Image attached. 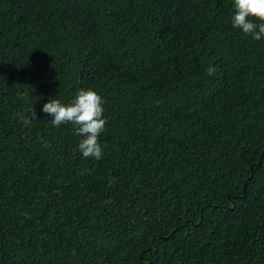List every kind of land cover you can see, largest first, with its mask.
<instances>
[{
  "label": "trees",
  "instance_id": "trees-1",
  "mask_svg": "<svg viewBox=\"0 0 264 264\" xmlns=\"http://www.w3.org/2000/svg\"><path fill=\"white\" fill-rule=\"evenodd\" d=\"M233 3L0 0V264H264V38ZM89 87L100 160L42 112Z\"/></svg>",
  "mask_w": 264,
  "mask_h": 264
},
{
  "label": "clouds",
  "instance_id": "clouds-1",
  "mask_svg": "<svg viewBox=\"0 0 264 264\" xmlns=\"http://www.w3.org/2000/svg\"><path fill=\"white\" fill-rule=\"evenodd\" d=\"M233 28L242 30L253 40L264 38V0H234ZM205 72L213 76L216 68L209 65ZM42 112L51 116V123L59 128L62 124H72L74 132L81 137L77 148L82 156L100 160L103 148L100 135L105 131L108 123L104 116L103 97L93 88H81L68 103L58 99H51L42 107Z\"/></svg>",
  "mask_w": 264,
  "mask_h": 264
}]
</instances>
